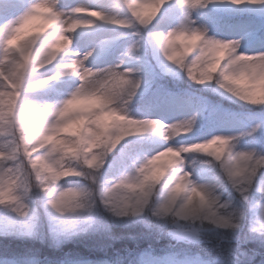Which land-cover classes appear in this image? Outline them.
I'll use <instances>...</instances> for the list:
<instances>
[{"label": "clouds", "instance_id": "9594fccd", "mask_svg": "<svg viewBox=\"0 0 264 264\" xmlns=\"http://www.w3.org/2000/svg\"><path fill=\"white\" fill-rule=\"evenodd\" d=\"M149 53L239 110L157 109ZM0 218L52 249L124 225L161 264H264V0H0ZM36 253L0 264H64Z\"/></svg>", "mask_w": 264, "mask_h": 264}, {"label": "trees", "instance_id": "16d2710c", "mask_svg": "<svg viewBox=\"0 0 264 264\" xmlns=\"http://www.w3.org/2000/svg\"><path fill=\"white\" fill-rule=\"evenodd\" d=\"M231 20L229 17H227ZM223 20H220V22ZM159 79L156 78V83L153 89L164 88L166 90H195L196 86H193L188 81V78L182 74H158ZM198 92V91H197ZM213 100V98H212ZM218 98L215 100V105ZM222 105L224 108L231 110H239L237 105L231 104L227 100ZM214 106V105H213ZM116 226V225H114ZM113 229L114 236H121L122 239H112L108 234L96 233L88 234L85 236H78L68 242H65L59 249H52L45 245H41L38 242L18 240L13 237H5L0 234V256H14L29 254V250L35 252L38 250V255L41 257H48L52 260H64L68 258L85 259V258H101L105 260L117 261L119 258H125V264L128 259H134L137 264L138 256L140 253H153L155 255H164L167 252V241H161L157 244L152 236L140 235L142 232H138L137 228L133 232L126 227ZM143 231V230H142ZM130 233L137 234L136 240L128 238ZM151 245V247H150Z\"/></svg>", "mask_w": 264, "mask_h": 264}, {"label": "rangeland", "instance_id": "374dc122", "mask_svg": "<svg viewBox=\"0 0 264 264\" xmlns=\"http://www.w3.org/2000/svg\"><path fill=\"white\" fill-rule=\"evenodd\" d=\"M221 16H231V21H232V28L231 30L234 32H244V31H248L250 27H244L245 24H248V22H252V25H254V21L256 20L255 17L249 15V14H233V15H227L224 13H215L214 14V18H213V23L217 24L218 27L220 29H226V26L224 23L219 22L220 19L219 17ZM251 26V27H253ZM244 27V28H243ZM251 43L253 45L256 44V40L253 37ZM147 60L149 62V67L151 70V73L155 76V78L159 79L158 74H163L160 71L159 65L157 64L155 58L152 56L151 53L148 54L147 56ZM198 91V92H197ZM150 96L153 97V105L154 107H156L157 109L163 110L164 111V106L166 103L170 102V101H175V103L177 102L178 104H182L183 107H189L192 104L195 103H201L203 102V98H207V101L210 103V106L215 105V100L216 98H218L219 101H217V103H221L223 104L226 100H223L221 97L208 92V91H203L200 89V86H196L195 90H186V91H177V90H172V91H167L163 88L161 89H157L153 90L152 92L149 93ZM213 98V100H212ZM224 108V107H223ZM224 109H228V108H224ZM182 109H176L175 110H169L168 112L173 113V114H178ZM210 111H211V107H210ZM227 116L225 113L220 112V113H215L212 116V119L216 122H219L223 119H226ZM4 227V220L3 218H0V232H2ZM45 230H47V225L45 224ZM126 227V229H131L133 232H137L135 231V228H137L138 232H142V229L138 226H124V225H116L113 226V229L115 228H123ZM103 234H107V233H103ZM115 240V239H114ZM116 241V240H115ZM164 255L162 256H158L155 255L153 253H146V252H142L140 253V255L138 256V262L141 264H161V260L163 258ZM105 259H101V258H85V259H76V258H68V259H64V260H54V261H63L64 264H79V262L82 261H104Z\"/></svg>", "mask_w": 264, "mask_h": 264}, {"label": "bare ground", "instance_id": "6f19581e", "mask_svg": "<svg viewBox=\"0 0 264 264\" xmlns=\"http://www.w3.org/2000/svg\"><path fill=\"white\" fill-rule=\"evenodd\" d=\"M251 26H253L252 22H248V24L244 25V27H251ZM175 108L176 109H185L186 107H183L182 104H178L177 102L175 103V101H170V102L165 104L164 111L168 112L169 110H175Z\"/></svg>", "mask_w": 264, "mask_h": 264}]
</instances>
